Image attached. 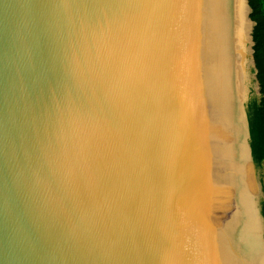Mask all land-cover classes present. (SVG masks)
I'll list each match as a JSON object with an SVG mask.
<instances>
[{
	"label": "water",
	"instance_id": "95a60500",
	"mask_svg": "<svg viewBox=\"0 0 264 264\" xmlns=\"http://www.w3.org/2000/svg\"><path fill=\"white\" fill-rule=\"evenodd\" d=\"M241 25L227 0H0V264H264Z\"/></svg>",
	"mask_w": 264,
	"mask_h": 264
},
{
	"label": "trees",
	"instance_id": "16d2710c",
	"mask_svg": "<svg viewBox=\"0 0 264 264\" xmlns=\"http://www.w3.org/2000/svg\"><path fill=\"white\" fill-rule=\"evenodd\" d=\"M252 8L250 18L256 23L253 32L254 59L258 70L257 79L260 83L262 98L254 105L253 119L250 124L252 150L264 170V0H249Z\"/></svg>",
	"mask_w": 264,
	"mask_h": 264
},
{
	"label": "bare ground",
	"instance_id": "6f19581e",
	"mask_svg": "<svg viewBox=\"0 0 264 264\" xmlns=\"http://www.w3.org/2000/svg\"><path fill=\"white\" fill-rule=\"evenodd\" d=\"M230 4L233 13L238 17L239 21L242 23L241 27L233 30V34L241 41L239 62L245 71V78L250 82V65L248 60L249 49V33L250 26L247 22V8L245 7V0H227ZM248 44V45H247ZM257 93V92H256Z\"/></svg>",
	"mask_w": 264,
	"mask_h": 264
},
{
	"label": "rangeland",
	"instance_id": "374dc122",
	"mask_svg": "<svg viewBox=\"0 0 264 264\" xmlns=\"http://www.w3.org/2000/svg\"><path fill=\"white\" fill-rule=\"evenodd\" d=\"M249 26H250V24H249ZM250 74H251L252 81H251V83H250L248 88L250 89L249 93L252 96V98L249 101V104L247 106V118H248V122H249V128H250V124H251V121L253 119V113H254V110H255L254 109V105L260 103V96L255 92V90L253 88L256 85L255 78H254L255 70H254L253 67L250 68ZM260 168H261V176H262V185L264 187V181H263L264 175H263L262 163H260Z\"/></svg>",
	"mask_w": 264,
	"mask_h": 264
}]
</instances>
